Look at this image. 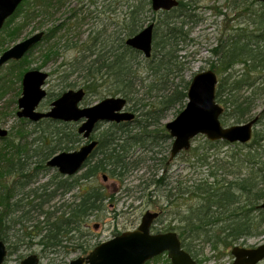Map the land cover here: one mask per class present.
Segmentation results:
<instances>
[{
  "label": "trees",
  "instance_id": "obj_1",
  "mask_svg": "<svg viewBox=\"0 0 264 264\" xmlns=\"http://www.w3.org/2000/svg\"><path fill=\"white\" fill-rule=\"evenodd\" d=\"M107 1H104L106 13L110 11ZM115 1L117 0H112ZM93 2L97 4V1ZM118 2H124L123 5L127 7L123 12L121 29L116 35L114 33L113 40H109L105 29L92 33L91 42L84 45L80 56L75 57L72 73L78 72L81 75V87L85 88L87 93L119 95L131 102L138 83V64L145 61L149 75L145 79L141 78V83L149 80L146 88L149 95L155 92V101L132 106L136 114L133 120L111 123L109 128L102 131L99 146L84 165V172L74 181L68 177H60L56 183L47 181L35 188L31 187L37 173L35 171L38 170L36 166L32 169L33 157L38 158V164L44 159L48 161L56 153L71 150L70 143L74 144L81 139L78 131H67L65 127H61L60 122H52L50 119L34 122L32 131L27 127L30 133L26 130L17 140L11 139V144L0 147V240L6 242L11 254L12 249L25 242L26 237L37 240L42 252L46 254L57 253L73 243H79L81 235L77 237V234L80 233L82 224L104 210V201L113 195H107L101 187L89 186L78 198L65 204L63 210L57 207L51 212L46 206L53 202L58 194L66 196L79 185H85L82 184L84 180L100 173L123 183L130 170L139 167L132 150L141 147L151 152L160 146L161 137L171 139L164 127L154 130V126L160 124V119L167 110L178 105L184 107L188 102L191 80L185 77L186 66L182 60L184 56L180 54L179 44L189 38V32L184 29L188 24L187 18L193 16L188 10L192 9L194 3L180 0L176 8L158 12L163 18L154 23V50L151 58H145L139 50L126 44V38L143 29L145 23L152 19L150 13L157 12L152 10L151 0ZM253 2L257 5L256 9ZM61 3L62 1L58 0H33L28 5V0H25L6 23L12 22L18 15H23L24 23L38 21L39 17L45 18L39 21V25L42 24L40 27H44L50 15L53 16L51 9ZM235 3L237 4V1ZM239 4L245 10L242 15L248 23L245 26L230 27L228 34L223 35L210 49L211 56L214 57L212 69L217 74L228 73L222 80L219 78L216 90L217 101L225 108L220 117L223 126L228 121V118L223 116L230 109L232 112L229 115L236 122L246 123L256 117L251 115L256 109L255 94L261 86L257 84L258 78L254 75L264 72V2L240 0ZM112 10L116 9L112 7ZM73 13L76 14V11ZM74 16L71 14L70 19ZM67 24L68 22L63 21L49 27L41 42L60 33ZM46 51L47 61L56 59L62 53L56 46H51ZM236 65L242 66V72L239 74L232 73ZM61 83L58 95L79 82L77 78L69 80V74L64 73ZM245 87L252 89V92L239 95L238 92ZM57 94L52 92L50 96ZM32 123L29 122L28 125ZM253 134L252 144L236 142L234 145L243 151L228 155L226 159L211 156L207 151L222 142H229L205 139L204 150L207 151L200 147L190 148L188 151L192 154L189 162L193 166H207V176L196 178L191 183L177 180L176 184L169 188V177L163 174L158 179L153 178L144 189L155 185L157 189L168 191L170 202L188 205L184 211L176 213L179 216L177 224H167L157 232H177L182 247L196 260L197 251L194 246L200 241L212 242L215 246L222 245L229 249L241 241L244 244L251 237L264 235V209L259 208L264 200V143H261V140L264 142V137L258 131ZM30 136L32 139H29ZM3 139L7 140L8 137ZM247 145L250 148L246 149ZM200 150L203 153H200ZM152 158L155 160L154 156ZM161 213L162 211L156 222L160 220ZM28 221L35 223V233H20L23 229L18 226H23ZM79 244V247H83L82 243ZM83 252L91 251L84 248ZM167 259L170 263L171 260L168 257Z\"/></svg>",
  "mask_w": 264,
  "mask_h": 264
},
{
  "label": "rangeland",
  "instance_id": "obj_2",
  "mask_svg": "<svg viewBox=\"0 0 264 264\" xmlns=\"http://www.w3.org/2000/svg\"><path fill=\"white\" fill-rule=\"evenodd\" d=\"M32 1L33 0H28V5L32 3ZM58 1H62V3L58 5V7L54 6L51 9L53 16L50 15L51 17L48 18L47 22L45 21L46 24H44V27H40L42 24L39 25V21H43L45 18L39 17L38 21L24 23L25 20L22 18L23 15H18L16 19L6 23L0 30L1 56L4 51L17 44L18 41L25 40L38 31L45 32L49 27L58 25L63 21L68 22L60 33L49 37L48 40L46 39L43 42L40 41L41 43L37 45L36 48L29 51V54L24 58L18 61H8V63L0 67V125L9 131L7 136L8 141L0 137V147L9 145L8 143L11 144V139L17 140L20 134L22 135L24 131L29 130L27 127H29L31 131L34 129V122L28 125L30 122L29 120L24 118L20 119L16 114L19 110L18 100L22 96V78L24 73L29 71V69L40 70V68L49 72L50 77L45 86L48 94L52 92L57 94L61 91V85L59 84H62V74L64 73L69 74V80L77 78V82H79L76 86L70 88L81 87V75L78 72L72 73V63L75 61V57L80 56V51L84 48V45L91 42L90 36L92 33H98L102 31V29H105L109 40H113L115 38L114 33L116 35V32L121 29L120 25L123 20V12L124 9H127V7L123 5L124 2L119 4L118 1L120 0L115 2H112V0L107 1L110 6V11L108 13L104 10L105 0ZM93 1H97V4ZM185 1H192L194 3L192 9L188 10V12L192 13L193 16L191 18L193 19L187 18L188 24L184 29L189 32V38L187 41L179 44L181 49L180 54L184 56L182 60H184V66H186L185 77L190 81L193 79L194 75L200 71L212 69L214 57L211 56L210 49L217 44L223 35L228 34L230 27L245 26L248 22L244 19L246 17L242 15L245 10H243L242 6L239 4L240 0ZM235 1H237V4ZM112 7L116 10L111 11ZM253 7L255 9L257 8L254 2ZM74 11H76V14L73 13ZM71 14L75 15L71 17L72 19H70ZM150 14H152V19L148 22L155 23L163 18L158 12ZM148 22L145 24H148ZM51 46H56L57 50L62 53L56 59L47 61L45 52H47L46 49ZM142 57H144L143 54ZM144 62L145 61H142L138 64V83L134 89L136 93L133 96V100L128 102L127 106L131 111H134L131 107L136 104L140 106L142 102L148 104L155 101V92L149 95L148 89L146 88L149 80L145 83H141V78L145 79L149 75ZM241 70L242 66L236 65L232 69V73L239 74L242 72ZM227 74L228 73H222L217 75L220 80H222ZM254 76L258 78L257 84L260 85L261 88H259L255 94L256 109L251 116H259L254 132L258 131L260 135L264 137V72L256 73ZM250 92H252V89L245 87L240 90L238 94L247 95L250 94ZM106 96L112 95L90 92L87 93L82 104L93 105ZM53 99L54 96H48L42 103L40 110H46ZM184 107L178 105L167 110L164 117L160 119V124L154 126V130H160V128L164 127L165 131L169 134L165 125L177 117ZM230 112H232L231 109L223 116L228 118L226 125L241 123L236 122L235 119L229 115ZM60 125L62 128L65 127L67 131L77 132V122H64ZM109 126V123L100 125L96 130L95 136L99 137L101 135L100 133L109 128ZM30 130L28 133L31 132ZM35 135L36 134H34V136ZM161 136L162 135H160V137ZM29 139H32V136H30ZM205 139H207L205 135H198L193 138L191 149L200 147L204 150L206 145ZM82 141L81 137V139L77 140L74 144L70 143L71 150L79 148ZM172 141V138L166 139L165 137H161L159 140L160 146L155 147L151 152H147L141 147L133 149L132 151L135 154L134 159H137L139 162V167L131 169L123 183L119 180L117 182V179L111 176L105 179L103 177L104 175L100 173L98 176L84 180L82 184L85 185H79V187L75 188V190L68 193L66 196L58 194L55 200L46 206V209L51 212L57 207L63 210L65 209V204L71 203L75 198H78L83 190L87 189L89 186L95 188L101 187L106 191L107 195H113L104 201V210L96 216H91L88 221L83 223L80 227V233L77 234V237L81 235L79 243H82L83 247H79V243H73L72 246L70 245L68 248L60 249L57 253L46 254L42 252V248L37 244V240H31L29 237H26L25 242L17 244L19 246L12 249V254L10 253V249H8L6 261L11 264H17L30 254H35L40 256V264H67L71 259L88 255L89 252H83L84 248L91 251L102 242L110 240L114 236L121 235L124 231H132L137 228L142 220L141 217L147 210L162 211L160 220L153 226V231L155 232L164 228L167 224H177L179 216L176 213L180 210L184 211L188 205L186 203L177 205L170 202L167 196L168 191L161 188L157 189L158 187L155 185L144 190L147 183L151 182L153 178L158 179L163 174H167L169 177L168 181L171 182L170 188L176 184L177 180L191 183L196 178L205 177L209 174V169L207 166H193L192 163L189 162L192 154L188 150H183L178 156L170 159ZM261 143H264L263 140H261ZM248 144H252V140L249 141ZM248 148H250L249 145L246 146V149ZM202 150H200V153H203ZM156 151H158V153H156ZM204 151H207V149ZM241 151H243V149H240L237 145L235 146L230 142H222L214 149L208 150L207 154L224 157L226 159V156L237 154ZM153 156L155 160L152 158ZM162 158H165L163 162L161 161ZM46 162L47 161L44 159L38 164V158L33 157L32 169L36 166L38 170L35 171L37 173L33 178L34 182L32 183V188H35V186L39 184H44L47 181H54V183H56L60 177H63L57 168L53 169L47 167ZM83 172L82 170L77 173V175L68 178H70L71 181L77 180L78 176ZM9 180L11 181L12 177H10ZM152 191H154L153 194ZM53 205H55V207H51ZM34 224L33 221H28L24 223L23 226L19 225L18 228L23 229L20 230V233H35V229H33ZM75 242H77V240ZM262 243H264V235L260 237H251L247 239L244 244L241 241L237 245H245L251 248L257 247ZM194 247H196V258L199 264H232L234 262L235 256H233L231 252L234 245L227 249L222 245L215 246L212 242L206 243L200 241ZM167 257V253L158 255L148 264H170L171 262L169 263ZM258 264H264V260Z\"/></svg>",
  "mask_w": 264,
  "mask_h": 264
},
{
  "label": "water",
  "instance_id": "obj_3",
  "mask_svg": "<svg viewBox=\"0 0 264 264\" xmlns=\"http://www.w3.org/2000/svg\"><path fill=\"white\" fill-rule=\"evenodd\" d=\"M25 0H0V29L6 20L15 14L16 9ZM264 2V0H259ZM154 12L176 8L178 0H151ZM153 22L143 29L129 36L126 44L139 50L144 57L151 58L153 53L154 30ZM44 31H38L27 39L18 41L0 56V67L10 60L22 59L29 50L35 47L44 37ZM49 73L42 69H29L22 78V93L18 100L17 117L26 118L30 122H38L42 118L52 120L81 122L78 133L89 138L99 122L131 121L136 117L135 112L125 110L128 101L123 96H106L93 105L82 106L86 92L83 88L68 89L63 95L51 102L48 111L38 108L48 94L45 88ZM219 76L213 69L203 70L195 74L190 82L188 102L181 113L168 122L165 127L172 138L171 158L178 156L183 150L192 147V140L198 135H205L211 141H227L232 144L239 142L246 144L253 138L254 128L259 116L235 125H222L221 116L224 107L217 101L216 90ZM9 134L0 125V137ZM97 146L96 141L86 143L75 151L56 153L48 160L47 165L58 168L63 175H75L82 170L89 155ZM107 178V177H105ZM264 209V200L259 205ZM159 211L147 210L137 228L122 232L121 235L95 246L86 256L71 259L67 264H145L155 256L166 254L172 264H198L190 252L182 247L181 238L177 232H153L155 221L159 218ZM6 242L0 240V264H11L7 259ZM235 260L232 264H258L264 260V243L257 247L248 248L235 245L232 249ZM15 264V263H14ZM17 264H40L39 255L30 254Z\"/></svg>",
  "mask_w": 264,
  "mask_h": 264
},
{
  "label": "flooded vegetation",
  "instance_id": "obj_4",
  "mask_svg": "<svg viewBox=\"0 0 264 264\" xmlns=\"http://www.w3.org/2000/svg\"><path fill=\"white\" fill-rule=\"evenodd\" d=\"M179 1H180V0H178V2H179ZM179 4H180V2H179ZM6 22H7V21H6ZM5 25H6V23H5ZM5 25H4V26H5ZM4 26H3V27H4ZM0 30H1V29H0ZM44 35H45V34H44ZM42 39H43V38H42ZM42 39H41V40H42ZM126 39H127V38H126ZM41 40H40V41H41ZM38 44H39V43H38ZM38 44H37V45H38ZM30 50H31V49H30ZM30 50H29V51H30ZM28 54H29V53H28ZM28 54H27V55H28ZM23 58H24V57H23ZM19 60H20V59H19ZM10 61H12V60H10ZM13 61H16V60H13ZM40 69H41V68H40ZM44 71H45V70H44ZM46 72H47V71H46ZM48 73H49V72H48ZM49 77H50V73H49ZM48 79H49V78H48ZM48 79H47V80H48ZM46 82H47V81H46ZM46 85H47V83H46ZM46 85H45V86H46ZM45 88H46V87H45ZM79 88H83V87L69 88V89H79ZM46 90H47V89H46ZM66 90H68V89H66ZM66 90H64V91H66ZM83 90H85V88H83ZM64 91H62V94H61V95L54 96V99H53V100H55V99H57L58 97L62 96ZM85 92H86V90H85ZM47 94H48V91H47ZM86 95H87V92H86ZM86 95H85V97H86ZM48 96H50V94H48ZM48 96H47V97H48ZM47 97H46V98H47ZM46 98H45V99H46ZM45 99L41 101L40 106H39V108H38L39 110H40V107L42 106V103L45 101ZM53 100H52V101H53ZM101 100H102V99H101ZM83 101H84V100H83ZM99 101H100V100H99ZM95 103H96V102H95ZM51 106H52V104L50 103V106H49L46 110H42V111H48V110L51 108ZM82 106H89V105H83V104H82ZM127 106H128V104H127ZM125 110H130V109H129L128 107H126ZM40 111H41V110H40ZM130 111H131V110H130ZM17 112H18V111H17ZM133 112H134V111H133ZM16 114H17V113H16ZM24 119H25V118H24ZM42 119H50V120H52L51 118H42ZM27 120H28V119H27ZM40 121H41V120H40ZM53 121H54V122H60V123L67 122V121H64V122H63V121H58V120H54V119L52 120V122H53ZM38 122H39V121H38ZM121 122H126V121H121ZM31 123H32V122H31ZM68 123H75V121H74V122H68ZM80 123H81V122H77V125H78V127H77V131H78L79 126L81 125ZM104 123H106V122H99V123H97L96 128H95L94 131L90 134L91 136H90L89 138H86V139H85L83 135H81V134L78 133V134L82 137V140H83L79 148H81L83 145H86V143H89V142H92V141H96V142H97V146L94 148V150L92 151V153L89 155L90 157L87 159V161L91 158V155L93 154V152H94V151L97 149V147L99 146V145H98V144H99V137H96V136H95V133H96L97 128H99V126L102 125V124H104ZM107 123L111 124V123H115V122H107ZM107 123H106V124H107ZM117 123H119V122H117ZM79 148H76V149H79ZM76 149H75V150H76ZM75 150H66V151H75ZM53 156H54V155H53ZM53 156H52V157H53ZM50 159H51V157H50ZM47 162H48V161H47ZM86 163H87V162H86ZM86 163H85V164H86ZM85 164H84V165H85ZM84 165H83V167H84ZM46 166L49 167V166L47 165V163H46ZM50 168H52V167H50ZM55 168H56V167H55ZM55 168H53V169H55ZM57 169H58V168H57ZM83 169H84V168H83ZM83 169H82V170H83ZM82 170H80V171H82ZM58 171H59V169H58ZM80 171H79V172H80ZM79 172H77V173H79ZM59 173L61 174L60 171H59ZM61 175H62L63 177H71V176H74V175H66V176H65V175H63V174H61ZM75 175H77V174H75ZM103 177L105 178V177H107V176L104 175ZM105 179H107V178H105Z\"/></svg>",
  "mask_w": 264,
  "mask_h": 264
}]
</instances>
